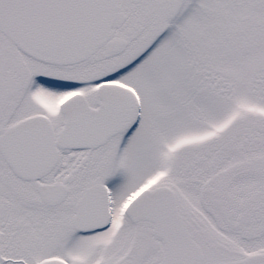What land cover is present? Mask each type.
<instances>
[{"label":"snow or ice","instance_id":"6c2138e0","mask_svg":"<svg viewBox=\"0 0 264 264\" xmlns=\"http://www.w3.org/2000/svg\"><path fill=\"white\" fill-rule=\"evenodd\" d=\"M0 264H264V0H0Z\"/></svg>","mask_w":264,"mask_h":264}]
</instances>
